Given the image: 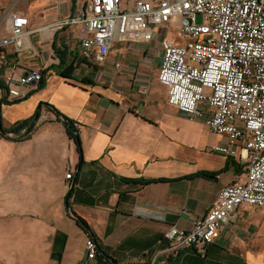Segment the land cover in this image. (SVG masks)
Instances as JSON below:
<instances>
[{
	"label": "crops",
	"instance_id": "crops-1",
	"mask_svg": "<svg viewBox=\"0 0 264 264\" xmlns=\"http://www.w3.org/2000/svg\"><path fill=\"white\" fill-rule=\"evenodd\" d=\"M137 1L123 0L122 8L134 10ZM86 2L0 0L1 20L9 9L30 20V33L8 48L7 66L18 75L39 69L46 81L2 106L4 128L34 117L46 102L74 121L82 145L81 164L77 143L46 106L29 138L0 135L1 261L83 264L81 217L101 249L90 264H264V208L251 205L223 226L207 257L194 247L163 253L168 230H193L225 186L245 179L247 164L240 148L239 157L212 152L228 138L169 104L158 75L162 40L185 44L177 31L157 27L149 43L117 41L99 62L83 49L77 26H62Z\"/></svg>",
	"mask_w": 264,
	"mask_h": 264
},
{
	"label": "built area",
	"instance_id": "built-area-1",
	"mask_svg": "<svg viewBox=\"0 0 264 264\" xmlns=\"http://www.w3.org/2000/svg\"><path fill=\"white\" fill-rule=\"evenodd\" d=\"M123 0H87L75 17L62 23L79 28L82 47L103 62L120 40L149 43L154 30L177 31L185 44L164 38L158 79L168 88L169 104L191 120L205 123L211 132L225 135L229 144L211 151L239 157L247 164L244 180L225 186L204 218L193 230L172 226L168 247L177 255L187 248L207 257L242 205L264 208V0H138L134 10H124ZM199 17L201 21H199ZM30 20L6 11L0 19V100H25L43 80L39 69L18 75L7 66L8 48L30 33ZM123 65L117 63L116 67ZM73 171L67 179L74 180ZM87 260L99 252V243L87 233ZM150 264H156L155 261Z\"/></svg>",
	"mask_w": 264,
	"mask_h": 264
},
{
	"label": "trees",
	"instance_id": "trees-1",
	"mask_svg": "<svg viewBox=\"0 0 264 264\" xmlns=\"http://www.w3.org/2000/svg\"><path fill=\"white\" fill-rule=\"evenodd\" d=\"M63 76H66L68 77L69 75L65 72H62L61 73ZM41 85H39V89H43L46 85V81L43 77V80L41 81L40 83ZM4 85L2 84V82L0 81V89H3ZM28 98V97H27ZM26 98V99H27ZM9 101H7L5 99V97H3L1 100H0V119L2 120V116H1V108H2V105L3 104H13V103H8ZM21 102V101H19ZM14 103H18V102H14ZM43 106H46V108L51 111V112H54L57 116V119L59 121H62L67 129V133L68 135L70 136L71 139L75 140V142L77 143L78 145V149H79V152L81 154V164H82V145H81V140H80V137H79V131H78V128L76 126V124L74 123V121H72L71 119L61 115V113L52 105L48 104V103H41V105L39 106L37 113H40ZM36 114L34 115V117H31L23 122H20V123H17L15 124L14 126L10 127V128H4L3 126V130H0V135L3 137V138H7V139H11V140H16V141H20V140H24V139H27L30 137V135L32 133H34L33 131L36 129L37 127V124L39 122V118L37 119L36 117ZM25 131V132H24ZM24 132V133H23ZM9 134H13V136H10ZM81 164H79V167L81 166ZM78 174V173H77ZM200 175H203V176H210L211 174H207V173H201ZM76 179V178H75ZM77 180V179H76ZM152 181H148L146 183H150ZM71 195H68L67 196V200L70 198ZM76 221L77 223L82 227L84 228L87 232H89L90 228H89V225L88 223L81 217H77L76 218ZM90 233V232H89ZM91 234V233H90ZM92 235V234H91ZM99 252H101V249L99 248ZM110 260H112V258H110ZM113 264H117L115 261H113Z\"/></svg>",
	"mask_w": 264,
	"mask_h": 264
},
{
	"label": "water",
	"instance_id": "water-1",
	"mask_svg": "<svg viewBox=\"0 0 264 264\" xmlns=\"http://www.w3.org/2000/svg\"><path fill=\"white\" fill-rule=\"evenodd\" d=\"M36 116H37V117H36L37 119H38V118L40 119V117H41V116H40V113H37ZM0 130H3V122H2L1 119H0ZM24 132H25V131H24ZM24 132H23V133H24ZM9 135H10V136H13V134H9ZM54 256H59V255H58V254H55Z\"/></svg>",
	"mask_w": 264,
	"mask_h": 264
},
{
	"label": "rangeland",
	"instance_id": "rangeland-1",
	"mask_svg": "<svg viewBox=\"0 0 264 264\" xmlns=\"http://www.w3.org/2000/svg\"><path fill=\"white\" fill-rule=\"evenodd\" d=\"M1 1H3V2H7L8 0H1ZM22 3V0H20V4ZM199 21H201V18L199 17V19H198ZM182 42L184 43V41L182 40ZM5 105H7V104H3L2 106H5ZM1 116H2V112H1ZM0 264H6V263H3L2 261H1V258H0Z\"/></svg>",
	"mask_w": 264,
	"mask_h": 264
}]
</instances>
